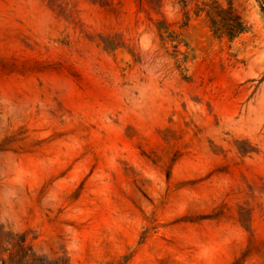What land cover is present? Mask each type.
I'll return each mask as SVG.
<instances>
[{
	"label": "rangeland",
	"instance_id": "374dc122",
	"mask_svg": "<svg viewBox=\"0 0 264 264\" xmlns=\"http://www.w3.org/2000/svg\"><path fill=\"white\" fill-rule=\"evenodd\" d=\"M14 243L34 264H264V0H0Z\"/></svg>",
	"mask_w": 264,
	"mask_h": 264
},
{
	"label": "trees",
	"instance_id": "16d2710c",
	"mask_svg": "<svg viewBox=\"0 0 264 264\" xmlns=\"http://www.w3.org/2000/svg\"><path fill=\"white\" fill-rule=\"evenodd\" d=\"M242 23L238 24V32L244 31ZM22 241H25L22 239ZM2 264H34L36 254L32 246L14 243L12 246L2 248L0 251Z\"/></svg>",
	"mask_w": 264,
	"mask_h": 264
}]
</instances>
